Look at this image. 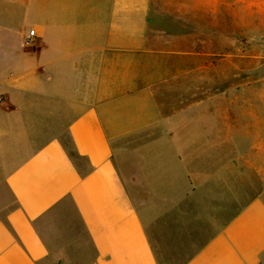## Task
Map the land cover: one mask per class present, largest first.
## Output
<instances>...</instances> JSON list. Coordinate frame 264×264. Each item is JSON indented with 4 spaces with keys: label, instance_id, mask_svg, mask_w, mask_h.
<instances>
[{
    "label": "crops",
    "instance_id": "crops-1",
    "mask_svg": "<svg viewBox=\"0 0 264 264\" xmlns=\"http://www.w3.org/2000/svg\"><path fill=\"white\" fill-rule=\"evenodd\" d=\"M236 6L0 0V264H259L253 96L194 91Z\"/></svg>",
    "mask_w": 264,
    "mask_h": 264
},
{
    "label": "rangeland",
    "instance_id": "rangeland-1",
    "mask_svg": "<svg viewBox=\"0 0 264 264\" xmlns=\"http://www.w3.org/2000/svg\"><path fill=\"white\" fill-rule=\"evenodd\" d=\"M228 5L237 4L239 14L237 17L226 16V26L221 32L224 36L211 37V52L209 59L201 60V67L195 74V96H253V100L243 101L244 117L242 118V148L239 150L245 158L264 159L263 138L259 135L264 132V4L250 10L245 3L239 5L238 0H224ZM264 1V0H263ZM213 11V10H212ZM217 27V24L212 25ZM202 39V38H196ZM220 41L221 44L217 45ZM204 67V68H203ZM209 80V82H208ZM251 113V115H247ZM260 132V133H259ZM157 134L149 133L132 138L129 142L136 145L145 140L153 139ZM257 167L264 169V163ZM262 195L264 194V180H259ZM264 201V195H263ZM70 210L72 203L66 202ZM75 216L74 211L67 214ZM73 218V217H72ZM74 223H79L73 218ZM66 217L51 221L47 228L51 230L54 224H66ZM258 259L259 264H264V253ZM255 262V261H254ZM253 262V263H254ZM256 264V262H255Z\"/></svg>",
    "mask_w": 264,
    "mask_h": 264
},
{
    "label": "built area",
    "instance_id": "built-area-1",
    "mask_svg": "<svg viewBox=\"0 0 264 264\" xmlns=\"http://www.w3.org/2000/svg\"><path fill=\"white\" fill-rule=\"evenodd\" d=\"M35 38H36V35H35V31L32 30L29 32V35L27 36L26 38V44H32L35 42ZM1 104H2V99L0 98V107H1Z\"/></svg>",
    "mask_w": 264,
    "mask_h": 264
}]
</instances>
